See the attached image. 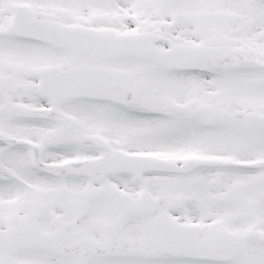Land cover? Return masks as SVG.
<instances>
[{"label":"snow or ice","instance_id":"obj_1","mask_svg":"<svg viewBox=\"0 0 264 264\" xmlns=\"http://www.w3.org/2000/svg\"><path fill=\"white\" fill-rule=\"evenodd\" d=\"M0 264H264V0H0Z\"/></svg>","mask_w":264,"mask_h":264}]
</instances>
